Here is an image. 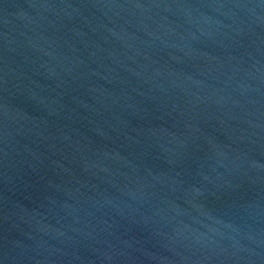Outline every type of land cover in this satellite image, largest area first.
<instances>
[{"label": "water", "instance_id": "water-1", "mask_svg": "<svg viewBox=\"0 0 264 264\" xmlns=\"http://www.w3.org/2000/svg\"><path fill=\"white\" fill-rule=\"evenodd\" d=\"M0 264H264V0H0Z\"/></svg>", "mask_w": 264, "mask_h": 264}]
</instances>
